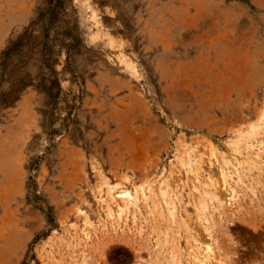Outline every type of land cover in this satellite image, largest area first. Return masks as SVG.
<instances>
[{"label":"rangeland","instance_id":"374dc122","mask_svg":"<svg viewBox=\"0 0 264 264\" xmlns=\"http://www.w3.org/2000/svg\"><path fill=\"white\" fill-rule=\"evenodd\" d=\"M203 261L264 264V0H0V264Z\"/></svg>","mask_w":264,"mask_h":264},{"label":"bare ground","instance_id":"6f19581e","mask_svg":"<svg viewBox=\"0 0 264 264\" xmlns=\"http://www.w3.org/2000/svg\"><path fill=\"white\" fill-rule=\"evenodd\" d=\"M251 133H252V131H250ZM236 146V145H235ZM246 147H247V145H246ZM246 153V152H245ZM246 156V155H245ZM249 157V156H248ZM250 159V158H249ZM253 159V158H252ZM256 163V162H255ZM240 165V164H239ZM190 167V166H189ZM233 175H235V174H233ZM226 177V176H225ZM236 177V176H235ZM213 190V189H212ZM143 192V191H142ZM214 192V191H213ZM125 193H127V192H125ZM121 194V193H120ZM120 194H118L119 196H120ZM213 194V193H212ZM122 195H123V193H122ZM131 195V194H130ZM132 195H134L133 197H136L135 195H136V193L134 194H132ZM144 195V194H143ZM215 195V194H214ZM139 196H140V194H139ZM146 196V195H145ZM148 196V195H147ZM125 197H127L126 196V194H125ZM128 197H129V195H128ZM132 197V196H131ZM204 198V197H203ZM214 198V197H213ZM120 199H122V198H120ZM128 199V198H127ZM131 199V198H130ZM210 199V198H209ZM231 199V198H230ZM134 200H135V198H134ZM138 200V199H137ZM140 200V199H139ZM217 200V199H216ZM227 200V199H226ZM123 201H125L124 199H123ZM130 201V200H129ZM150 201V200H149ZM204 201V200H203ZM138 202V201H137ZM146 202V201H145ZM173 202V201H172ZM131 203V202H130ZM132 203H134V202H132ZM127 204V203H126ZM135 204V203H134ZM141 204V203H140ZM172 203L170 202V205H171ZM174 205V204H173ZM193 206H194V204H193ZM171 207V206H170ZM174 207V206H173ZM217 207V206H216ZM212 209V208H211ZM170 210V209H169ZM173 210H174V208H173ZM169 212V211H168ZM212 215V214H211ZM219 215V214H218ZM171 216H172V214H171ZM209 216V215H208ZM213 216V215H212ZM199 217V216H198ZM205 216H203V218H204ZM210 217V216H209ZM157 219V218H156ZM165 233V232H164ZM167 235V234H166ZM170 240V239H169ZM166 243V242H165ZM209 246V245H208ZM200 249V248H199ZM205 250H206V248H204ZM211 249V248H210ZM210 249H208V251L210 250ZM205 250H203V251H205ZM207 252V251H206ZM211 252V251H210ZM201 254V253H200ZM209 254V253H208ZM211 255H208V258L210 257ZM197 257V256H196ZM203 257V256H202ZM204 257H207V255L205 256V254H204ZM204 259V258H203ZM199 260V259H198ZM210 260V259H209ZM200 262V261H199ZM202 262V261H201ZM204 262L205 261H203V264H204ZM210 263V262H209ZM178 264V263H177ZM226 264V263H225Z\"/></svg>","mask_w":264,"mask_h":264}]
</instances>
